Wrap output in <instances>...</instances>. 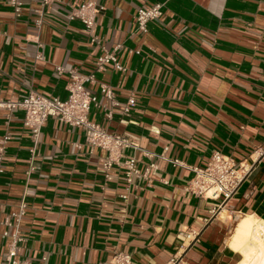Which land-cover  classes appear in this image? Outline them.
I'll return each instance as SVG.
<instances>
[{"label":"crops","instance_id":"1","mask_svg":"<svg viewBox=\"0 0 264 264\" xmlns=\"http://www.w3.org/2000/svg\"><path fill=\"white\" fill-rule=\"evenodd\" d=\"M20 1L17 12L0 0V100L66 99L70 70L87 75L114 53L122 68L95 72L90 118L129 145H93L55 117L34 139L23 110L0 106V264L14 241L32 264H112L122 252L133 264H239L235 227L264 221V0ZM85 1L100 7L91 28L70 19ZM157 3L163 14L141 30L139 7ZM101 85L136 107L125 114ZM216 150L247 167L227 200L186 187Z\"/></svg>","mask_w":264,"mask_h":264},{"label":"built area","instance_id":"2","mask_svg":"<svg viewBox=\"0 0 264 264\" xmlns=\"http://www.w3.org/2000/svg\"><path fill=\"white\" fill-rule=\"evenodd\" d=\"M11 1L15 5L16 11L19 12L21 1ZM54 1L58 0H42V3L46 5ZM99 11L100 7L92 1L76 3L72 5L70 19H79L87 28H91L95 24L96 15ZM162 14V4L160 3L139 7L136 14L138 27L147 31L148 22L158 19ZM111 62L117 65L116 55L114 53H104L97 58L95 69L91 73L83 75L78 71L70 70L69 95L66 99L30 91L22 100L17 102L0 100V106L23 110V124L31 130L34 139H37L47 120L50 117H55L61 122L82 128L89 142L93 145L110 150L126 147L129 145V141L124 136L112 133L107 127L90 118L93 108L99 107L100 104L98 96L92 92L89 85L96 81L95 72L104 70L105 66ZM117 67L122 68L121 65H117ZM58 68L60 72L66 71L62 67ZM101 88L107 98L113 100L114 104L122 106L125 114H130L136 107L137 102L134 94H131L125 102L119 103L114 100V92L110 87L101 85ZM10 136L9 133L5 135L3 141L9 140ZM129 162L131 170L128 172V178L131 180V175L138 173L139 170L135 166L134 158L130 159ZM246 169L247 167L243 162H237L231 156L216 150L205 165L191 168L193 176L188 180L186 187L188 191L198 197L227 200L236 193L242 184ZM24 213L23 210L14 213L17 222ZM15 242L9 249L4 264H32L28 260L20 261L16 258L17 247ZM112 264H133V262L130 254L122 252L113 257Z\"/></svg>","mask_w":264,"mask_h":264},{"label":"bare ground","instance_id":"3","mask_svg":"<svg viewBox=\"0 0 264 264\" xmlns=\"http://www.w3.org/2000/svg\"><path fill=\"white\" fill-rule=\"evenodd\" d=\"M235 228L231 244L242 255L239 264H264V221L246 216Z\"/></svg>","mask_w":264,"mask_h":264}]
</instances>
